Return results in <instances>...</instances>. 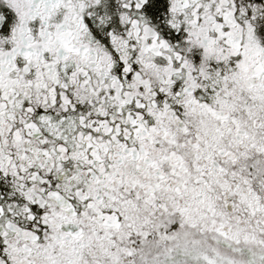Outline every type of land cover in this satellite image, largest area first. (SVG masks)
<instances>
[{"label": "snow or ice", "instance_id": "snow-or-ice-1", "mask_svg": "<svg viewBox=\"0 0 264 264\" xmlns=\"http://www.w3.org/2000/svg\"><path fill=\"white\" fill-rule=\"evenodd\" d=\"M0 264H264V0H0Z\"/></svg>", "mask_w": 264, "mask_h": 264}]
</instances>
